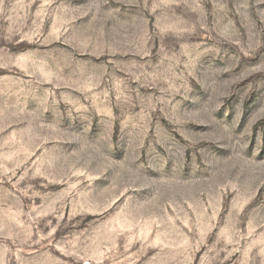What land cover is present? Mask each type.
Listing matches in <instances>:
<instances>
[{
    "label": "rangeland",
    "instance_id": "obj_1",
    "mask_svg": "<svg viewBox=\"0 0 264 264\" xmlns=\"http://www.w3.org/2000/svg\"><path fill=\"white\" fill-rule=\"evenodd\" d=\"M0 264H264V0H0Z\"/></svg>",
    "mask_w": 264,
    "mask_h": 264
}]
</instances>
